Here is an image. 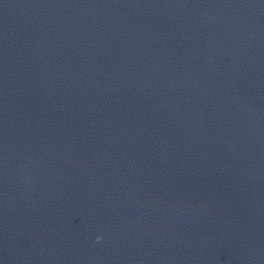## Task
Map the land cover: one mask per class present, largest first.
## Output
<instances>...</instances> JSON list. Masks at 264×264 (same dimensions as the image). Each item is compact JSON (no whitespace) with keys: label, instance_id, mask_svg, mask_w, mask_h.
I'll use <instances>...</instances> for the list:
<instances>
[{"label":"clouds","instance_id":"clouds-1","mask_svg":"<svg viewBox=\"0 0 264 264\" xmlns=\"http://www.w3.org/2000/svg\"><path fill=\"white\" fill-rule=\"evenodd\" d=\"M100 239H102V237H97V240L99 241Z\"/></svg>","mask_w":264,"mask_h":264}]
</instances>
